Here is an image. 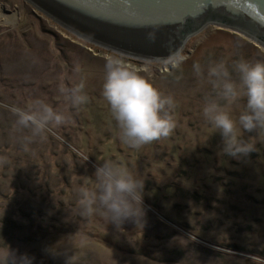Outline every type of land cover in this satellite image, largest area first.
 Masks as SVG:
<instances>
[{
  "label": "rangeland",
  "instance_id": "obj_1",
  "mask_svg": "<svg viewBox=\"0 0 264 264\" xmlns=\"http://www.w3.org/2000/svg\"><path fill=\"white\" fill-rule=\"evenodd\" d=\"M0 8L12 14L0 16V156L9 161L0 165V246L34 256V264H66L72 255L73 264H264V133L244 132L242 139L254 143L251 135L258 136L260 144L234 158L223 152L222 135L202 115L204 98L212 94L209 62H255L264 58L263 48L209 25L187 40L182 75L150 67L148 77L174 97L177 127L168 138L132 148L120 140L102 95L110 53L23 0H0ZM194 62L205 68L203 78L195 75ZM81 79L89 102L76 111L59 88ZM36 99L69 119L28 143L30 130L15 124L10 108H27ZM245 106L243 97L231 105L233 118ZM105 160L144 180L139 225L127 221L118 228L102 212L81 215L79 188L95 185L96 167ZM232 178L256 187L243 188L241 203L238 194L228 198L215 185L232 193Z\"/></svg>",
  "mask_w": 264,
  "mask_h": 264
},
{
  "label": "clouds",
  "instance_id": "obj_2",
  "mask_svg": "<svg viewBox=\"0 0 264 264\" xmlns=\"http://www.w3.org/2000/svg\"><path fill=\"white\" fill-rule=\"evenodd\" d=\"M148 39L155 41L156 32H149ZM168 52L166 57L145 58L138 63L130 62L128 56L119 50H113L105 57L102 95L117 122L120 140L132 148L168 138L177 127L174 97L163 93L148 77V69L156 65L171 69L166 72L168 76L177 72L182 75V66L188 59L183 46H170ZM192 67L197 77L205 76V68L199 62H194ZM73 71H81L79 64L74 65ZM206 76L212 94L204 98V119L222 135L225 154L234 158L248 156L256 147L251 140L242 139L243 133L256 132L259 136L264 133V58L255 62L239 58L231 67L224 61H212L207 65ZM175 78L179 80L181 77ZM85 88V81L81 79L71 86L61 85L59 92L72 109L78 111L89 102ZM241 97L246 99L245 110L233 118L230 106ZM10 111L19 128L30 130L28 143L33 138H43L69 119L63 110L54 108L43 99L34 100L27 108L12 106ZM8 162L6 156H0V165ZM94 181V186L82 184L79 188L78 204L82 216L92 217L102 212L107 221L118 228L127 221H134L137 225L143 222L144 180L138 179L118 162L105 160L96 167ZM73 259V255L69 256L66 264H73ZM250 259L255 262L257 257ZM34 260V256L19 254L10 245L0 246V264H34Z\"/></svg>",
  "mask_w": 264,
  "mask_h": 264
},
{
  "label": "water",
  "instance_id": "obj_3",
  "mask_svg": "<svg viewBox=\"0 0 264 264\" xmlns=\"http://www.w3.org/2000/svg\"><path fill=\"white\" fill-rule=\"evenodd\" d=\"M75 37L129 60L166 57L207 26L264 49V0H23ZM2 9V8H1ZM155 31V41L148 33Z\"/></svg>",
  "mask_w": 264,
  "mask_h": 264
},
{
  "label": "trees",
  "instance_id": "obj_4",
  "mask_svg": "<svg viewBox=\"0 0 264 264\" xmlns=\"http://www.w3.org/2000/svg\"><path fill=\"white\" fill-rule=\"evenodd\" d=\"M130 62H132V63H135L134 61H132V60H129ZM137 63V62H136ZM251 138L254 140V144L256 145V144H260V141L258 140V136H254V135H251ZM230 176V175H229ZM227 178V177H226ZM236 181H238L236 178H232L231 179V182H230V184L232 183V185L234 186V187H236V190H234V191H232V193H229L227 190H225L224 188H223V185L221 184V183H215V185L217 186V189H220L219 191L221 192V189L224 191V193L225 194H228L229 195V197L228 198H232V197H234V196H232V195H234V194H238V197H237V200H238V202L239 203H241V201H242V196H243V188L244 187H246V188H248L249 186L253 189V188H256L255 186H254V184L253 183H251V184H249V186H243L242 184H235V182ZM230 195L232 196V197H230Z\"/></svg>",
  "mask_w": 264,
  "mask_h": 264
},
{
  "label": "crops",
  "instance_id": "obj_5",
  "mask_svg": "<svg viewBox=\"0 0 264 264\" xmlns=\"http://www.w3.org/2000/svg\"><path fill=\"white\" fill-rule=\"evenodd\" d=\"M0 11H2L1 8H0ZM11 15L8 11L6 12V10H3L2 13L0 14L1 17H6V18L11 16Z\"/></svg>",
  "mask_w": 264,
  "mask_h": 264
}]
</instances>
